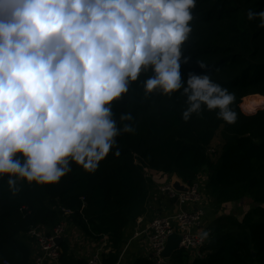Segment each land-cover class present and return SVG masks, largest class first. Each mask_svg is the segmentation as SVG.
<instances>
[{
  "label": "clouds",
  "instance_id": "1",
  "mask_svg": "<svg viewBox=\"0 0 264 264\" xmlns=\"http://www.w3.org/2000/svg\"><path fill=\"white\" fill-rule=\"evenodd\" d=\"M197 4L0 0V186L15 197L60 185L73 166L96 174L157 97H182L185 124L207 111L235 125V96L214 66L195 57L199 71H182L193 62ZM246 19L264 29V10Z\"/></svg>",
  "mask_w": 264,
  "mask_h": 264
},
{
  "label": "trees",
  "instance_id": "2",
  "mask_svg": "<svg viewBox=\"0 0 264 264\" xmlns=\"http://www.w3.org/2000/svg\"><path fill=\"white\" fill-rule=\"evenodd\" d=\"M248 9L264 10V0H198L193 62L182 69L198 72L195 57L208 60L215 80L235 96L237 123L205 111L185 124L182 97H157L156 108L140 109L137 133L118 138L120 156L110 155L96 174L73 166L60 185L25 187L15 197L0 186V264H34L31 229L50 230L65 219L91 241L107 238L104 264H121L125 230L147 212L151 172L177 174L189 185L206 175V193L218 206L248 195L256 203L241 219L215 220L202 257L180 249L161 264H264V109L244 112L246 97L264 96V29L246 19ZM218 131L223 145L214 160L209 149ZM60 247L62 264H86L69 243ZM129 264L158 263L140 256Z\"/></svg>",
  "mask_w": 264,
  "mask_h": 264
},
{
  "label": "built area",
  "instance_id": "3",
  "mask_svg": "<svg viewBox=\"0 0 264 264\" xmlns=\"http://www.w3.org/2000/svg\"><path fill=\"white\" fill-rule=\"evenodd\" d=\"M158 190L162 195L178 196L182 203H197L199 206L192 210H182L173 216L157 215L150 221L145 230L137 231L135 236L138 237L143 233L147 234L152 248V254L157 259L158 264L163 263L164 260L161 259L160 254L166 246L168 237L175 231L183 234L181 249L193 251L197 256L202 257V249L209 243L210 239L208 237L206 240L201 241L199 239L200 233L194 230L200 225L201 219L205 213L204 206H202L205 199L200 181H195L190 185V191L187 193L177 192L172 187L171 181L161 185ZM68 214L69 211H66V216ZM68 223L69 222L65 219L57 224L51 232H47L42 226L31 229L29 235L38 246V252H33L34 264H46L48 261L62 264L60 261L62 249L60 245L57 244L56 239L68 237ZM71 231L72 230H70V232ZM102 254L103 249L98 248L96 252L86 260V264H104ZM123 255L124 252H122L120 260H122ZM3 263L10 264L9 261H4Z\"/></svg>",
  "mask_w": 264,
  "mask_h": 264
},
{
  "label": "crops",
  "instance_id": "4",
  "mask_svg": "<svg viewBox=\"0 0 264 264\" xmlns=\"http://www.w3.org/2000/svg\"><path fill=\"white\" fill-rule=\"evenodd\" d=\"M221 145H223V142L221 143ZM151 178L153 180V186L147 202V212L142 217H140L135 224L126 228L125 230L126 243L122 251L124 252V255L121 264L132 263L137 257L140 256L149 257L150 255H152V248L147 234L143 233L140 236L136 237L135 233L137 231L145 230L149 225L150 221L155 216L157 215L173 216L182 210H192L195 209L197 206H199V204L197 203L196 204L182 203L178 196L160 194L158 189L161 185L165 183H169L171 181L170 174H165L162 172H151ZM199 178H200L199 180L200 185L204 193L205 202L202 206H204L205 213L201 219L200 225L197 226L194 230L197 233H201V231L209 232L208 237L210 239V226L214 223V221L223 215H232V214H230L227 210L223 209L222 206L223 204L221 206L215 205L214 201L206 193L207 176L204 175ZM255 206L256 204H254V206H252L251 208ZM232 216L238 218V216L235 215ZM68 227H69V232L67 238L70 240L69 243L72 249L74 250V253H76L79 257H82L87 260L93 253L96 252L98 248H102L103 252L107 251V238H104V240L100 242L91 241L85 238L78 231V229L72 226L70 223H68ZM45 230L47 232H51L52 229L48 230L45 228ZM70 230L72 231L70 232ZM34 251L38 252V246L35 242L33 243V252ZM46 264H56V263L52 261H48Z\"/></svg>",
  "mask_w": 264,
  "mask_h": 264
},
{
  "label": "water",
  "instance_id": "5",
  "mask_svg": "<svg viewBox=\"0 0 264 264\" xmlns=\"http://www.w3.org/2000/svg\"><path fill=\"white\" fill-rule=\"evenodd\" d=\"M258 109H264V107L257 108ZM255 110V111H256ZM254 112V111H253ZM252 113V112H251ZM201 177V175H199ZM171 185L177 192H183L187 193L190 191V185L184 182L177 174L171 175ZM183 239V234L178 232H173L167 240L166 246L164 250L161 252L160 257L163 260L171 259L175 252L179 251L181 249V242ZM57 244H61L62 242L69 243L68 238H57L56 239ZM255 255V253H253ZM149 258L153 259L157 263V259L154 257V255H150Z\"/></svg>",
  "mask_w": 264,
  "mask_h": 264
},
{
  "label": "rangeland",
  "instance_id": "6",
  "mask_svg": "<svg viewBox=\"0 0 264 264\" xmlns=\"http://www.w3.org/2000/svg\"><path fill=\"white\" fill-rule=\"evenodd\" d=\"M245 102V100H244ZM246 104V102H245ZM247 105V104H246ZM249 109V108H248ZM244 110V109H243ZM244 112L246 114L251 113L252 111H248L247 110ZM223 142L222 138H221V132L218 131L216 138L214 139V141L212 142L210 149H209V153L210 155L213 157L214 160L218 159V153H220L221 151V143ZM255 201L251 196H246L240 200H236V201H231V202H226L225 204H223V209L227 210L230 214L238 216V218H242L249 209H251L252 206H254ZM34 243V241H33ZM145 257V256H144Z\"/></svg>",
  "mask_w": 264,
  "mask_h": 264
},
{
  "label": "bare ground",
  "instance_id": "7",
  "mask_svg": "<svg viewBox=\"0 0 264 264\" xmlns=\"http://www.w3.org/2000/svg\"><path fill=\"white\" fill-rule=\"evenodd\" d=\"M245 102L251 111H255L257 108L264 107V96L253 95L246 97Z\"/></svg>",
  "mask_w": 264,
  "mask_h": 264
}]
</instances>
